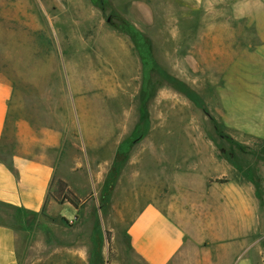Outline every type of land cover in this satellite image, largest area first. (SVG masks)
I'll return each instance as SVG.
<instances>
[{"label":"rangeland","instance_id":"1","mask_svg":"<svg viewBox=\"0 0 264 264\" xmlns=\"http://www.w3.org/2000/svg\"><path fill=\"white\" fill-rule=\"evenodd\" d=\"M245 1L0 0V79L14 89L0 155L56 164L87 199L82 214L95 210L96 229L111 232L105 242L100 228L98 264H146L125 229L153 201L175 208L195 237L201 253L189 264L231 261L218 238L243 199L264 215V138L250 137L264 126L250 125L260 111L244 106L258 31ZM255 77L264 87V72ZM67 186L55 178L42 213L16 214L21 235L68 229L54 203Z\"/></svg>","mask_w":264,"mask_h":264},{"label":"crops","instance_id":"2","mask_svg":"<svg viewBox=\"0 0 264 264\" xmlns=\"http://www.w3.org/2000/svg\"><path fill=\"white\" fill-rule=\"evenodd\" d=\"M250 8L253 10L250 14L251 20L255 21L250 23L251 29L258 31V35L253 36L252 41H249L251 51L249 63L253 68L251 67L249 73L245 75L249 80V86L246 87L244 106L246 111H260L256 117L249 116L248 121L252 126L263 127L264 101L262 100L264 99H258L256 102L251 97V92H260L259 90L264 89L262 86L258 89L257 84L254 83L257 73L264 72L263 2L246 0L243 4V14L249 15ZM258 41L259 44L255 45ZM13 94V86L0 79V141L7 130ZM250 137L258 139L264 138V135L255 133ZM8 155H0V264H98V259L94 256L102 246L103 235L100 228L104 229V226L96 229L95 210L90 211L87 208L86 214H82L87 199H80L81 194L78 190L62 176H57L56 164L23 152L13 151ZM55 178L69 183L67 189L72 192L77 203L74 205L65 199L60 204L54 199V203L63 205L60 216L69 225L68 229L58 224L57 228L51 231H27L21 235L15 225L16 214L23 211L42 213ZM66 205L74 206L76 213L69 214V210L64 209ZM239 205L243 206L242 215L236 214L234 223L229 221L228 235L218 238L227 239L223 247L227 246L224 250L227 249L228 259L231 258V261H223L222 258L215 262L211 258L205 259L202 264H264V215L254 210L249 199H243ZM85 222L86 226L88 222L93 224V231L88 233L84 231L86 226H79ZM232 224L236 231L234 226L232 229ZM125 230L130 245L129 253L141 258L146 264H189L188 260L191 256L200 252L192 247L195 237L177 217L175 208L163 203L153 201L145 204L130 219ZM241 238L243 251L235 259L236 247L239 246ZM104 245L105 243L103 247Z\"/></svg>","mask_w":264,"mask_h":264},{"label":"trees","instance_id":"3","mask_svg":"<svg viewBox=\"0 0 264 264\" xmlns=\"http://www.w3.org/2000/svg\"><path fill=\"white\" fill-rule=\"evenodd\" d=\"M58 184H59V187H62V188H64V187L67 186L66 182L64 180H62V179H59L58 180ZM65 199L68 200V201H70L72 204L77 205L76 200L73 197V194L72 193H71L70 196H66ZM65 220L67 221V219H65ZM106 236H107V239L109 241L111 239V232L108 231V230H106Z\"/></svg>","mask_w":264,"mask_h":264}]
</instances>
